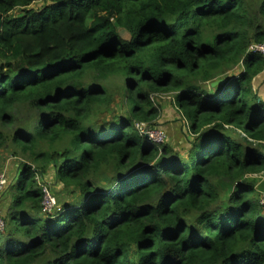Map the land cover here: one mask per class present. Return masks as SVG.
<instances>
[{"label":"trees","instance_id":"16d2710c","mask_svg":"<svg viewBox=\"0 0 264 264\" xmlns=\"http://www.w3.org/2000/svg\"><path fill=\"white\" fill-rule=\"evenodd\" d=\"M33 1L0 0V146L11 126L27 157L0 264H264L246 178L264 172V56L248 51L264 42V0ZM114 76L128 110L107 119ZM151 93L188 122L185 157L141 132L159 116ZM50 169L67 192L45 214Z\"/></svg>","mask_w":264,"mask_h":264},{"label":"rangeland","instance_id":"374dc122","mask_svg":"<svg viewBox=\"0 0 264 264\" xmlns=\"http://www.w3.org/2000/svg\"><path fill=\"white\" fill-rule=\"evenodd\" d=\"M44 2V0H36L32 2L30 8L37 9L39 8L38 6L42 3L44 4ZM256 2L257 0H249V2L247 1V4L256 9ZM18 13L19 9H16L12 12V15H17ZM239 69H242L240 65L235 68L237 72ZM229 73L230 72L227 71L225 75L220 77L218 76L217 81H221L222 77L229 75ZM121 82L122 78L119 76L109 78L108 83L111 84L110 98L112 102L110 104L109 110L104 114L107 119H110L111 114H125V112L128 110V103L123 97ZM263 82L264 80H261L257 83H253L252 81L253 88L256 90L257 94L262 97L264 96ZM150 99L152 100V103L159 108V116L152 123V126L154 127H151V129H153L152 131L154 132V137L161 144H170L178 156L185 157L190 148L189 139L191 138L189 132L185 129V127L188 125V122L183 119V117H181L180 112L177 110L172 101L170 93H151ZM13 113L17 118L19 126L26 125L27 123L31 122L34 117V115L26 108L22 109L21 107L20 109L15 108ZM10 129L11 126L3 127L2 131L7 138L5 144L0 146V169L5 171L4 173L7 177V183L0 193V220L2 221V224L4 223L0 232L5 234L3 238L4 240L8 238L7 235L10 231L7 214L9 213L13 202V184L16 181L20 164L27 161L26 154L20 153V151L17 150L11 142L8 132ZM63 146L64 145L61 144V147ZM246 178H249L254 182V186L257 191L259 190V193L264 192V188H260L264 186V172L260 174L249 175ZM42 182L49 187L50 192L56 195V199L60 192H64L66 195L67 191L65 192L58 183H54V174L52 169H50L48 173L42 177L40 183ZM65 195L63 198H65ZM59 208L60 205L57 203L55 211H57Z\"/></svg>","mask_w":264,"mask_h":264},{"label":"built area","instance_id":"2783aa9c","mask_svg":"<svg viewBox=\"0 0 264 264\" xmlns=\"http://www.w3.org/2000/svg\"><path fill=\"white\" fill-rule=\"evenodd\" d=\"M248 51L256 52L264 56V42L253 43L248 46ZM141 132L151 141L159 143V141L154 137L153 129L145 128L143 125L140 127ZM3 169H0V193L7 183V177ZM41 191L43 193V198L41 201V211L45 214H51L56 212L57 202L55 197L49 190V187L45 183H40ZM259 203L264 206V192L259 194ZM60 208L57 210L59 211ZM4 224V223H3ZM2 221L0 220V230L3 228Z\"/></svg>","mask_w":264,"mask_h":264},{"label":"crops","instance_id":"0c3cea01","mask_svg":"<svg viewBox=\"0 0 264 264\" xmlns=\"http://www.w3.org/2000/svg\"><path fill=\"white\" fill-rule=\"evenodd\" d=\"M261 80H264V70L260 74H258L252 81H253V83H255V82L257 83Z\"/></svg>","mask_w":264,"mask_h":264},{"label":"water","instance_id":"95a60500","mask_svg":"<svg viewBox=\"0 0 264 264\" xmlns=\"http://www.w3.org/2000/svg\"><path fill=\"white\" fill-rule=\"evenodd\" d=\"M221 81H222V80H221ZM221 81H213V82L211 83V86L218 85Z\"/></svg>","mask_w":264,"mask_h":264},{"label":"clouds","instance_id":"9594fccd","mask_svg":"<svg viewBox=\"0 0 264 264\" xmlns=\"http://www.w3.org/2000/svg\"><path fill=\"white\" fill-rule=\"evenodd\" d=\"M34 1H36V0H34ZM34 1H33V2H34Z\"/></svg>","mask_w":264,"mask_h":264}]
</instances>
